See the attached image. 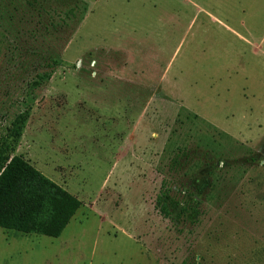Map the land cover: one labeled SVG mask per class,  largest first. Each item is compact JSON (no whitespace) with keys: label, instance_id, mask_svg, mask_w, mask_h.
Returning <instances> with one entry per match:
<instances>
[{"label":"rangeland","instance_id":"obj_1","mask_svg":"<svg viewBox=\"0 0 264 264\" xmlns=\"http://www.w3.org/2000/svg\"><path fill=\"white\" fill-rule=\"evenodd\" d=\"M27 108L11 156L81 206L0 229V264H264V0H0V140ZM184 147L180 233L154 203Z\"/></svg>","mask_w":264,"mask_h":264},{"label":"trees","instance_id":"obj_2","mask_svg":"<svg viewBox=\"0 0 264 264\" xmlns=\"http://www.w3.org/2000/svg\"><path fill=\"white\" fill-rule=\"evenodd\" d=\"M45 65L53 70L57 62L49 59ZM50 77L51 71L39 73L29 87L36 89ZM27 117L28 108L16 114L6 134L9 139L0 140V229L56 239L79 210L81 201L22 156H11ZM190 153L191 150L184 147L173 154L168 176L162 180L154 203L158 214L180 233L189 223L188 217L197 211V203L190 200L193 194L187 190V183L179 179L191 161Z\"/></svg>","mask_w":264,"mask_h":264}]
</instances>
